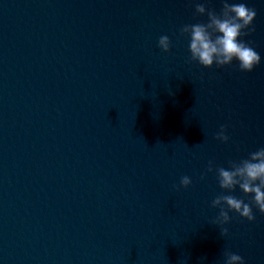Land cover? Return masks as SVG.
I'll list each match as a JSON object with an SVG mask.
<instances>
[{"label": "water", "instance_id": "95a60500", "mask_svg": "<svg viewBox=\"0 0 264 264\" xmlns=\"http://www.w3.org/2000/svg\"><path fill=\"white\" fill-rule=\"evenodd\" d=\"M161 36L143 0H0V264H264L255 207L212 223L251 197L209 161L249 155Z\"/></svg>", "mask_w": 264, "mask_h": 264}, {"label": "clouds", "instance_id": "9594fccd", "mask_svg": "<svg viewBox=\"0 0 264 264\" xmlns=\"http://www.w3.org/2000/svg\"><path fill=\"white\" fill-rule=\"evenodd\" d=\"M192 2L195 4V14L206 16L207 22L188 24L180 29V35L188 39L189 62H196L203 68L215 65L218 69L235 63L241 72H252L260 65V54L252 47L251 41L244 39L254 31L252 25L257 14L254 8L245 2L221 0L222 7L217 13L207 8L205 3ZM158 47L168 52L169 37L161 36ZM225 132L226 128L221 126L214 139L227 143L229 136ZM213 171L222 191L231 193L238 188L244 196L251 197L248 202L232 195H220L212 200L211 207L219 209L212 223L220 226L221 236L228 234V229L223 226L230 222L229 213H235L248 222L255 220L253 207L264 215V148L250 153L247 159L239 162L229 161L227 168H213V162L209 161L206 172ZM204 178L201 175V180ZM191 182L188 176H184L180 180V187L187 188ZM223 256V264H245L240 255L230 251H225Z\"/></svg>", "mask_w": 264, "mask_h": 264}]
</instances>
